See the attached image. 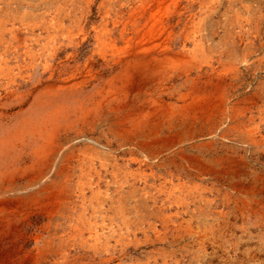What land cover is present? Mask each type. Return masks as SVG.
Segmentation results:
<instances>
[{"label": "rangeland", "instance_id": "obj_1", "mask_svg": "<svg viewBox=\"0 0 264 264\" xmlns=\"http://www.w3.org/2000/svg\"><path fill=\"white\" fill-rule=\"evenodd\" d=\"M0 264H264V0H0Z\"/></svg>", "mask_w": 264, "mask_h": 264}]
</instances>
